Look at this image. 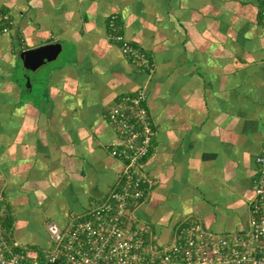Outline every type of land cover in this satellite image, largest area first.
<instances>
[{
    "label": "crops",
    "instance_id": "obj_1",
    "mask_svg": "<svg viewBox=\"0 0 264 264\" xmlns=\"http://www.w3.org/2000/svg\"><path fill=\"white\" fill-rule=\"evenodd\" d=\"M0 194L12 235L52 245L102 203L123 161L109 108L147 89L156 133L144 166L153 180L136 209L163 244L200 215L218 232L249 223L264 139V26L259 0H0ZM111 14L155 62L147 73L108 37ZM59 42L36 69L21 52Z\"/></svg>",
    "mask_w": 264,
    "mask_h": 264
},
{
    "label": "built area",
    "instance_id": "obj_2",
    "mask_svg": "<svg viewBox=\"0 0 264 264\" xmlns=\"http://www.w3.org/2000/svg\"><path fill=\"white\" fill-rule=\"evenodd\" d=\"M259 1L264 26V0ZM11 23L10 12L0 9V32L8 31ZM108 37L141 70L154 71L152 56L126 36L117 14L109 17ZM147 96L142 86L123 92L110 106L109 118L123 138L111 147V153L123 161L121 175L86 216L50 226V247H29L12 235L4 222L0 194V264H264V139L256 156L255 193L245 228L218 232L200 215L191 214L176 224L168 242L159 244L151 227L137 222L136 209L153 188L144 166L156 133Z\"/></svg>",
    "mask_w": 264,
    "mask_h": 264
},
{
    "label": "water",
    "instance_id": "obj_3",
    "mask_svg": "<svg viewBox=\"0 0 264 264\" xmlns=\"http://www.w3.org/2000/svg\"><path fill=\"white\" fill-rule=\"evenodd\" d=\"M63 46L59 42H51L37 47L28 48L21 52L26 67L36 69L46 61L52 60L62 50Z\"/></svg>",
    "mask_w": 264,
    "mask_h": 264
},
{
    "label": "trees",
    "instance_id": "obj_4",
    "mask_svg": "<svg viewBox=\"0 0 264 264\" xmlns=\"http://www.w3.org/2000/svg\"><path fill=\"white\" fill-rule=\"evenodd\" d=\"M9 225V221L6 222V226ZM8 227V226H7Z\"/></svg>",
    "mask_w": 264,
    "mask_h": 264
}]
</instances>
